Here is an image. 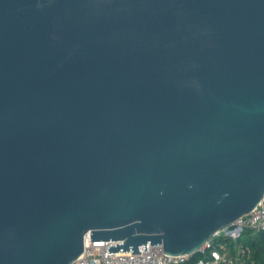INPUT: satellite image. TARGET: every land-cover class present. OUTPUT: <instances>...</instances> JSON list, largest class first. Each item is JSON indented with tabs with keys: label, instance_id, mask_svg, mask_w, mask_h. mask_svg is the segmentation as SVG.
I'll return each mask as SVG.
<instances>
[{
	"label": "water",
	"instance_id": "95a60500",
	"mask_svg": "<svg viewBox=\"0 0 264 264\" xmlns=\"http://www.w3.org/2000/svg\"><path fill=\"white\" fill-rule=\"evenodd\" d=\"M264 203V0H0V264L195 255Z\"/></svg>",
	"mask_w": 264,
	"mask_h": 264
},
{
	"label": "built area",
	"instance_id": "2783aa9c",
	"mask_svg": "<svg viewBox=\"0 0 264 264\" xmlns=\"http://www.w3.org/2000/svg\"><path fill=\"white\" fill-rule=\"evenodd\" d=\"M251 232L252 236L264 234V203H260L253 211L240 217L231 227L217 232L197 253L204 257L196 264H246L244 248L235 243L242 233ZM232 241V242H229ZM117 242H91L85 237V250L72 264H190L193 255L165 256L163 245L148 244L138 253H109L108 248L118 245Z\"/></svg>",
	"mask_w": 264,
	"mask_h": 264
},
{
	"label": "trees",
	"instance_id": "16d2710c",
	"mask_svg": "<svg viewBox=\"0 0 264 264\" xmlns=\"http://www.w3.org/2000/svg\"><path fill=\"white\" fill-rule=\"evenodd\" d=\"M246 239L243 248V257L246 264H264V234L252 236L251 232L245 231L241 235ZM240 238V240H241ZM203 255L196 253L190 260V264H196L203 259Z\"/></svg>",
	"mask_w": 264,
	"mask_h": 264
},
{
	"label": "rangeland",
	"instance_id": "374dc122",
	"mask_svg": "<svg viewBox=\"0 0 264 264\" xmlns=\"http://www.w3.org/2000/svg\"><path fill=\"white\" fill-rule=\"evenodd\" d=\"M244 233H245V232H244ZM240 238H241V237H240ZM240 238H239L238 240H236L235 243H237V244L240 243L241 245H244L246 239L244 238V236L241 238V240H240ZM229 242H232V241H229Z\"/></svg>",
	"mask_w": 264,
	"mask_h": 264
}]
</instances>
